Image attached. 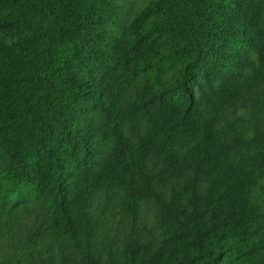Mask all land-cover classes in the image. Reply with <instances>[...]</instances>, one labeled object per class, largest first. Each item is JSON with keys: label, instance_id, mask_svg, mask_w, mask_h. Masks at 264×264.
<instances>
[{"label": "trees", "instance_id": "obj_1", "mask_svg": "<svg viewBox=\"0 0 264 264\" xmlns=\"http://www.w3.org/2000/svg\"><path fill=\"white\" fill-rule=\"evenodd\" d=\"M125 12L0 0V215L38 221L9 264L45 237L64 264H264V0Z\"/></svg>", "mask_w": 264, "mask_h": 264}, {"label": "rangeland", "instance_id": "obj_2", "mask_svg": "<svg viewBox=\"0 0 264 264\" xmlns=\"http://www.w3.org/2000/svg\"><path fill=\"white\" fill-rule=\"evenodd\" d=\"M148 0H122L125 5V19H129L130 14H134L141 8ZM153 215V206L148 204L143 211V221L149 224L151 216ZM114 226H109L106 233L97 240V247L103 255V260L108 258L109 251V230L112 236L115 235V229L119 227L118 241L123 239L124 233L128 229V223H119L117 220H112ZM37 218L34 214L25 213L22 208H15L13 211L5 209L0 215V264H9L13 257L22 247L23 243L30 240L34 231L37 230ZM43 246L38 255L37 264H64L59 260V248L55 243H50L49 238L43 239ZM72 247H67V252L72 253Z\"/></svg>", "mask_w": 264, "mask_h": 264}]
</instances>
